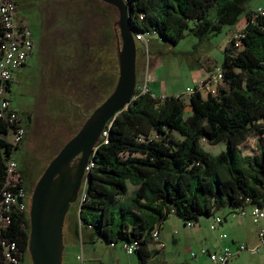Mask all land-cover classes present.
Here are the masks:
<instances>
[{"label":"trees","instance_id":"16d2710c","mask_svg":"<svg viewBox=\"0 0 264 264\" xmlns=\"http://www.w3.org/2000/svg\"><path fill=\"white\" fill-rule=\"evenodd\" d=\"M127 1L135 31L158 34L170 44H177L188 30L202 40L235 23L242 13L247 19L239 43L231 36L225 46L217 92L205 95L196 85L187 102L183 94L153 95L151 88L141 92L137 81L129 106L109 121L107 133L97 143L85 199L71 205L73 237L135 243L133 253L145 264L159 250L150 246L155 241L153 230H160L171 212L188 224L189 219L213 215L226 206L235 212L247 205H264V5L255 10L248 8V0ZM3 32L0 22V58ZM104 50L99 45L88 52L87 65H95V84L104 77L100 70ZM14 126L0 116V208L8 185L29 193L27 170L15 153L21 142L12 140ZM255 131L262 134L257 151L245 153L242 143ZM203 139L225 140L227 148L214 154L203 147ZM11 158L20 163L15 185L8 184ZM128 181L136 185L135 193L122 201ZM4 214L10 220L0 221V264H13L7 256L12 242L15 264H24L29 209L13 203Z\"/></svg>","mask_w":264,"mask_h":264},{"label":"rangeland","instance_id":"374dc122","mask_svg":"<svg viewBox=\"0 0 264 264\" xmlns=\"http://www.w3.org/2000/svg\"><path fill=\"white\" fill-rule=\"evenodd\" d=\"M20 1L32 5L35 11L44 15L46 28H49L42 41L39 56H30L27 64L16 71L15 87L8 92L20 115L26 121L28 115L31 118L29 124L24 120L26 131H29L28 139L20 143L23 144L25 153L20 156L19 151H15L27 170L30 206L35 182L50 159L79 129L87 116L85 114H89L114 87L119 73V9L113 5L105 12L102 9L104 5L96 0ZM263 5L264 0H248L247 3L248 8L255 10ZM246 21V15L242 13L235 23L225 24L220 32L210 34L202 40L188 30L177 44L164 42L158 34L147 33L144 40H137V81L144 84L145 80L159 94H183L188 102V87H195L201 79L207 78L221 66L227 42L241 30ZM99 45H103L107 51L100 54L101 61L104 59L101 64H104V68L100 69L104 77L97 85L92 80L95 65L87 63L91 54L88 53L89 50ZM202 90L206 95L207 88ZM71 101L79 103L85 114H80L75 119L73 113L77 106H72ZM261 138V133L253 132L242 143L243 151H257ZM202 144L214 154L227 148L225 140L209 143L203 139ZM135 189L136 185L128 181V192L123 195L122 201H128ZM229 209L226 206L216 211L222 216L227 213L228 219H224L223 224H219L214 230L210 227L213 215L202 213L198 219L187 220L194 223L190 225L175 212L169 213L160 227V240L164 242V246L152 241V248L161 249L145 264H213L208 254L193 256L192 252L208 246L212 249L219 248V244H228L232 237L236 241L229 244L231 247L245 244L248 248L234 254L229 264L264 263V243L254 244L252 238L260 222H255L249 215L241 217ZM73 218L74 213L71 211L65 225L63 264H76L79 254H83L89 264H142L135 253L129 254L126 251L122 241L114 246L100 236L95 241L86 237H73L72 228L69 227ZM222 232H226L228 236L221 237ZM24 264H32L29 253Z\"/></svg>","mask_w":264,"mask_h":264},{"label":"water","instance_id":"95a60500","mask_svg":"<svg viewBox=\"0 0 264 264\" xmlns=\"http://www.w3.org/2000/svg\"><path fill=\"white\" fill-rule=\"evenodd\" d=\"M119 9V73L111 92L50 159L35 182L29 207L28 253L32 264H63L65 225L76 202L89 160L106 125L129 106L137 86V38L127 0H105Z\"/></svg>","mask_w":264,"mask_h":264},{"label":"built area","instance_id":"2783aa9c","mask_svg":"<svg viewBox=\"0 0 264 264\" xmlns=\"http://www.w3.org/2000/svg\"><path fill=\"white\" fill-rule=\"evenodd\" d=\"M261 8V7H260ZM16 0H0V22L4 28L3 32V54L0 58V116H6L12 123H14L13 130V142L19 143L21 142L26 134V125L22 121L19 110L13 105L12 98L8 94V80L11 79L17 70L22 68L24 64L27 62L30 52L33 48V38L31 36V31L28 25L19 22L16 19ZM147 33L136 32L137 40H144L145 35ZM243 32L239 30L237 33L232 36L236 37L238 44L240 41V37H242ZM222 79V72L220 68L207 78H203L200 80L199 88H207V93L210 91L212 93L217 92L218 83ZM138 87L141 92H146L151 90L148 86V83L145 82L141 84L138 82ZM194 87H188L189 92L194 91ZM153 95H159L157 92H152ZM161 96H165L160 93ZM135 96V94H134ZM133 96V97H134ZM107 133V130L104 129L102 135ZM101 135V136H102ZM101 138V137H100ZM93 164L92 159L89 160L87 169L90 170L91 165ZM17 160L11 158L8 161V184L14 183L19 180V172L17 170ZM87 178H84L82 186L80 188L78 199L76 200V204L80 205L82 201L86 197V186H87ZM3 203L4 207L0 208V221L7 222L10 220L9 214H4L13 203H18L21 209H29V198L24 189L20 188L19 191H14L8 185L3 192ZM23 198V199H22ZM249 206V207H248ZM236 213L239 216L244 217L249 214L251 218L255 222H261L264 220V205L252 204L239 208ZM234 212V213H235ZM224 220V216L220 213L213 214V220L210 223L211 229H216L219 224H222ZM188 224L193 225L192 221H189ZM259 240L260 243H264V224L259 228ZM228 234L226 232L221 233V237H227ZM153 238L155 241L160 242L162 247L164 246V242L160 239V230L159 228H154L153 230ZM111 245L115 246V242H111ZM138 244V242H137ZM15 242L10 243L9 249L7 251V256L10 260H12L13 264H15L18 260L11 253V250L15 248ZM136 244L124 242L123 247L126 251L131 254L134 252ZM248 246L245 244H238L237 248H233L230 245H223L220 249L211 251L208 247H202L199 251H193L192 255L197 256L199 254H208L211 258L213 264H229L230 258L234 256V254L238 253L243 249H247ZM76 264H89L83 254L78 255V262ZM264 264V263H259Z\"/></svg>","mask_w":264,"mask_h":264},{"label":"flooded vegetation","instance_id":"af4514ba","mask_svg":"<svg viewBox=\"0 0 264 264\" xmlns=\"http://www.w3.org/2000/svg\"><path fill=\"white\" fill-rule=\"evenodd\" d=\"M69 1H76V0H69ZM97 1H100V3L102 5H104L102 7V9H104L105 12L107 10H110L112 8V6H113V4H111L110 2L105 1V0H96V2ZM15 16H16V19L19 22H22V23L28 25L29 28H30L31 36L33 38V48H32V51L30 52L29 57L30 56L38 57L39 54H40L42 41L45 39L46 34L49 31V28H46V22L47 21L45 19V16L44 15H41L38 11H35V9L33 8L32 5L23 4L20 0H16V15ZM26 64H27V62H26ZM16 79H17V77H14L13 81L11 82L10 86L8 87V92L15 87ZM73 104L75 106H77L75 108V110H74V113H73L74 114L73 117H75V119L77 117H80V114H85L82 111L83 108L80 109L79 103L78 104L77 103L75 104L74 101H71V105L72 106H74ZM85 115H87V114H85ZM21 117H22L23 120L26 121V119L23 116H21ZM30 119L31 118L28 117V120L26 121V124L27 123L29 124ZM28 133H29V131H26V135H25V137H24L23 140L28 139ZM17 151H19L20 156H22L25 153V149H24L23 144L22 145L21 144L19 145ZM27 178H28V176H27V173H26V179Z\"/></svg>","mask_w":264,"mask_h":264},{"label":"crops","instance_id":"0c3cea01","mask_svg":"<svg viewBox=\"0 0 264 264\" xmlns=\"http://www.w3.org/2000/svg\"><path fill=\"white\" fill-rule=\"evenodd\" d=\"M249 207V206H248ZM229 211H231L230 209H229ZM232 213H233V211H231ZM247 215H249V214H247ZM246 216V215H245ZM250 216V215H249ZM251 217V216H250ZM224 219L225 220H227L228 219V214L226 213L225 214V216H224ZM252 219V218H251ZM253 220V219H252ZM223 222H224V220H223ZM223 224V223H222ZM262 224H264V220H262L261 222H260V224L259 225H257V227L255 228V233H254V235H253V241H254V244H258V245H260V240H259V235H258V232H259V228L261 227V225ZM221 234V233H220ZM161 235V234H160ZM221 236V235H220ZM161 238V237H160ZM236 241V239L234 238V237H232L227 243L228 244H223V243H221V244H219L220 245V247L219 248H211L210 246H208V248L211 250V251H214V250H218V249H220L223 245H229L231 242H235ZM257 245V246H258ZM236 247L235 248H237V246H238V244L237 245H235ZM256 246V247H257ZM156 249H161V248H157V247H155ZM234 248V247H233ZM198 256V255H197ZM231 259V258H230ZM230 261V260H229Z\"/></svg>","mask_w":264,"mask_h":264}]
</instances>
